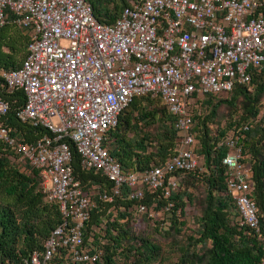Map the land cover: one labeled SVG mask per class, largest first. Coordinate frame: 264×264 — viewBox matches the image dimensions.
I'll return each mask as SVG.
<instances>
[{
    "label": "built area",
    "instance_id": "2783aa9c",
    "mask_svg": "<svg viewBox=\"0 0 264 264\" xmlns=\"http://www.w3.org/2000/svg\"><path fill=\"white\" fill-rule=\"evenodd\" d=\"M9 21L24 28L29 40L19 66H0V84L25 93L19 119L46 131L30 142L15 135L2 120L9 101L0 95V139L39 170L45 199L62 213L27 263L53 264L64 252L73 264H103V249L84 240L93 196L113 201L127 191L139 199L157 189L171 195L184 171L204 169L194 108L206 94L250 84L264 67V0H131L110 23L95 15L88 0H0V28ZM148 92L160 95L174 114L178 143L163 163L129 170L106 141L123 110ZM239 138L234 132L222 142L229 149L226 182L240 224L259 230ZM72 143L82 167L106 176L110 191H100L99 184L87 190L76 177ZM172 204L161 211L170 213Z\"/></svg>",
    "mask_w": 264,
    "mask_h": 264
},
{
    "label": "trees",
    "instance_id": "16d2710c",
    "mask_svg": "<svg viewBox=\"0 0 264 264\" xmlns=\"http://www.w3.org/2000/svg\"><path fill=\"white\" fill-rule=\"evenodd\" d=\"M95 15L106 23L114 22L122 13L128 0H88ZM113 6H110L112 5ZM22 30L23 36L12 34L11 27ZM29 36L25 29L9 21L0 28V66L13 68L19 66L27 54ZM5 47L10 49L5 51ZM24 54L17 61L18 54ZM227 98H218L219 94H206L194 108V130L197 132V152L203 156V170L184 171L181 175L180 188L171 195H166L164 189L146 190L139 199H130L127 191L122 196H116L113 201L93 196L96 206L93 208L90 220L84 231V240L89 245V236H95L91 242L98 248L100 238L108 239L103 244L104 263L116 264L117 256L125 251L144 257L145 260L156 257L160 248L151 239L142 237L141 244L124 245V239L133 237L129 223L132 208L135 205L148 207L155 205L162 209L173 203L170 208L171 227L178 229L182 220L184 197L190 198L186 187L188 182L201 179L207 185L208 192L202 215L199 218V236L194 239L193 248L183 250L179 264H264V146L261 138L256 139V133H263L264 126L250 124L259 113V104L264 94V67L254 72L248 85H236ZM0 95L9 101V110L2 116L4 123L13 130L15 135L34 141L45 133V129L33 126L19 119L17 112L24 104L26 96L22 90L9 91L0 84ZM242 98L243 112L239 118L231 115L226 128L219 135L212 136L209 123L213 122L220 103H226L236 110V102ZM217 99V100H216ZM206 107V113H203ZM175 116L163 103L160 95L151 92L136 96L120 114L119 123L109 131L106 145L109 151L118 158L129 170H142L151 165H159L175 153L178 143V133L175 127ZM159 121L161 128L155 134L142 132L141 124L149 125ZM249 123L244 128H241ZM241 128L239 142L243 148V161L249 155V171L252 180V196L257 204L259 230L248 225H241L232 220V215L239 213L236 201L230 194L226 182L227 167L223 162L229 149L222 142L230 128ZM132 133V136H129ZM112 143H114L112 145ZM112 145L109 147L108 145ZM74 151V173L87 190L94 184L100 185V191L112 189V183L100 172L82 167L80 155L72 143ZM151 147V148H149ZM11 155L20 156L8 148L0 139V264H28L27 260L34 249H43L47 238L53 229L62 222L60 207L55 202L45 199L41 188L39 170L26 161L21 168L11 159ZM99 190V189H98ZM123 209V210H122ZM144 211V210H143ZM168 212V211H167ZM116 214V215H115ZM107 218L105 235L94 232ZM102 242V241H101ZM210 246L204 253H198L199 244ZM103 249V248H101ZM64 252L56 255L53 264H63L67 261ZM143 255V256H142ZM69 262V261H67ZM86 264V263H81ZM99 264V263H88ZM123 264H127L124 262Z\"/></svg>",
    "mask_w": 264,
    "mask_h": 264
},
{
    "label": "rangeland",
    "instance_id": "374dc122",
    "mask_svg": "<svg viewBox=\"0 0 264 264\" xmlns=\"http://www.w3.org/2000/svg\"><path fill=\"white\" fill-rule=\"evenodd\" d=\"M131 0H128L130 2ZM110 6H113L110 5ZM11 27V33L18 38L23 36L22 30L14 27ZM5 51L9 52L10 49L5 47ZM23 53L17 55V61L19 62L23 58ZM230 94L227 92H223L217 96L218 98H227ZM216 99V100H217ZM238 107L236 110L231 108L226 103H220L218 106V111L216 116L214 117L213 122L209 123V130L212 136L219 135L221 129L226 128L231 120V115H234V118H239L242 115L243 107H242V98L237 100L236 102ZM260 113L255 119L250 120V124H254V126H264V94L261 97V101L259 104ZM208 112L206 107H204L203 113ZM249 123H246L241 128H244ZM142 132H150L151 134H155L161 128V123L159 121L144 125L141 124ZM241 128L240 126L230 128L227 131V134L236 132L238 135H241ZM132 133H129V136H132ZM255 138H261V145L264 146V131L263 133H256ZM114 143H112L113 145ZM112 145H108L112 147ZM114 146V145H113ZM151 148V147H149ZM249 155H245L247 158L245 162L246 165H249ZM11 159L14 161L15 164L20 166L21 168L25 167L26 160L21 156L11 155ZM182 188L186 187L190 198L184 197L186 202L184 206V215L182 216V220L185 221V224H179L178 229L175 227H171L170 221V213L169 212H162L160 209L156 208L155 205H152L147 208V210L141 211L134 208L132 210V215L130 216L129 223L132 228L133 237L130 236L129 238L124 239V245L129 247L131 244L140 245L141 238L146 237L152 240L159 248V254L156 257L150 258V260H145L144 257L135 255L132 252L125 251V254L121 256H117V263L116 264H123L126 262L127 264H179V260L181 258L183 250L187 247L193 248L194 239L199 236V218L202 215V211L205 205V198L208 192L207 185L201 179H194L191 182H188L183 185L181 183ZM97 194H99L97 192ZM1 195V194H0ZM123 210V209H122ZM116 215V214H115ZM232 220L234 222H238L240 224V213L233 214ZM106 221L107 218L104 219V222L100 227H96L94 232L97 234L104 236L105 235V228H106ZM93 234V233H92ZM89 236L88 241L92 242L95 238L93 235ZM100 246L105 251L103 247L104 243L108 242V239L105 237L100 238ZM210 246V243L205 247L202 244H199L196 247V251L198 253H204L206 249ZM143 256V255H142ZM63 264H73L71 262L63 261ZM198 264H206V261L199 262Z\"/></svg>",
    "mask_w": 264,
    "mask_h": 264
}]
</instances>
